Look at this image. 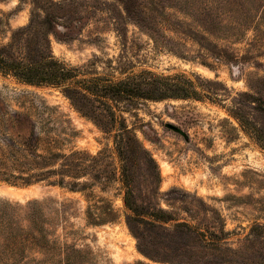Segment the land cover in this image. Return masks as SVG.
Segmentation results:
<instances>
[{
    "label": "rangeland",
    "instance_id": "1",
    "mask_svg": "<svg viewBox=\"0 0 264 264\" xmlns=\"http://www.w3.org/2000/svg\"><path fill=\"white\" fill-rule=\"evenodd\" d=\"M33 1L0 0V46ZM41 1L62 6L44 29L73 77L0 74V129L36 131L38 153L77 152L84 170L62 185L0 181L21 190L0 194V264H264V11L238 27L247 16L204 13L210 0ZM114 117L144 152L130 139L118 155Z\"/></svg>",
    "mask_w": 264,
    "mask_h": 264
},
{
    "label": "trees",
    "instance_id": "2",
    "mask_svg": "<svg viewBox=\"0 0 264 264\" xmlns=\"http://www.w3.org/2000/svg\"><path fill=\"white\" fill-rule=\"evenodd\" d=\"M33 4L36 10L32 12V22L27 27L15 30L12 33L10 43L0 46V74L2 76H12L16 80L30 85H62L73 76L70 70L52 54L49 41L50 31L44 29L45 27L49 28L54 10L62 6L51 1L43 2L41 0H34ZM208 6V8H201V11L206 13L208 9L210 11L221 10L229 13V15L241 13L247 16L244 21L237 22L238 27H243L250 24L251 21H248L250 13L256 9L261 12L264 11V0H210ZM39 11L46 13L43 18ZM123 85V83H120V85L115 86L117 87L114 88L116 95L113 94L112 98L116 99V97L121 95L123 91L120 90L119 86ZM69 88L70 86L68 85L66 90L68 91ZM65 93L71 99L72 93L70 91ZM76 94L86 99L85 95ZM112 121L114 126L118 127L114 138L117 140V152L120 157L126 158L127 154H129L127 149L130 148V139L139 146L140 151L144 152V149L127 127L118 125L115 117L112 118ZM0 137L2 138V144H0V181L20 186H29L39 182L62 185L65 183L66 177L76 178L84 170L81 169L76 161L72 160L78 155L77 152L70 155L51 152L38 153L37 146L40 138L36 131L31 132L29 137L22 141H17L4 135L0 129ZM56 160H59V162ZM121 170L122 185L125 190L124 203L134 213L135 210L132 209L128 200L131 195L130 191H128V171L123 167ZM52 177L57 178L54 181H49ZM128 219L132 220L135 218L129 215ZM191 230L201 243H204V245L208 244V241H206L207 237L203 232L195 229ZM22 242L24 244H35L39 240L23 238Z\"/></svg>",
    "mask_w": 264,
    "mask_h": 264
},
{
    "label": "bare ground",
    "instance_id": "3",
    "mask_svg": "<svg viewBox=\"0 0 264 264\" xmlns=\"http://www.w3.org/2000/svg\"><path fill=\"white\" fill-rule=\"evenodd\" d=\"M0 194L6 195L9 197H19L21 194V190L13 188V187H8L6 189H0Z\"/></svg>",
    "mask_w": 264,
    "mask_h": 264
}]
</instances>
